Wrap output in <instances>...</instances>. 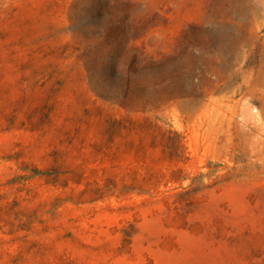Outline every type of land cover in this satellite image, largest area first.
Wrapping results in <instances>:
<instances>
[{"label": "rangeland", "instance_id": "rangeland-1", "mask_svg": "<svg viewBox=\"0 0 264 264\" xmlns=\"http://www.w3.org/2000/svg\"><path fill=\"white\" fill-rule=\"evenodd\" d=\"M0 264H264V0H0Z\"/></svg>", "mask_w": 264, "mask_h": 264}]
</instances>
